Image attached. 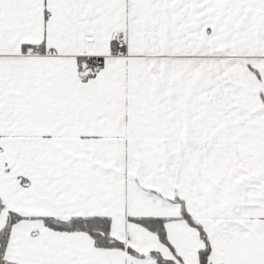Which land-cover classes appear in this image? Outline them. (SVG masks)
<instances>
[{
	"label": "snow or ice",
	"instance_id": "1",
	"mask_svg": "<svg viewBox=\"0 0 264 264\" xmlns=\"http://www.w3.org/2000/svg\"><path fill=\"white\" fill-rule=\"evenodd\" d=\"M0 264H264V0H0Z\"/></svg>",
	"mask_w": 264,
	"mask_h": 264
}]
</instances>
